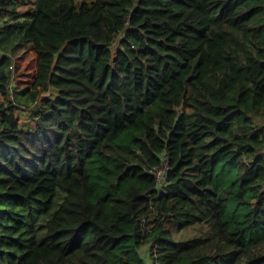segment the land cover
Returning <instances> with one entry per match:
<instances>
[{
    "label": "trees",
    "instance_id": "trees-1",
    "mask_svg": "<svg viewBox=\"0 0 264 264\" xmlns=\"http://www.w3.org/2000/svg\"><path fill=\"white\" fill-rule=\"evenodd\" d=\"M0 97V264H264V0H0Z\"/></svg>",
    "mask_w": 264,
    "mask_h": 264
},
{
    "label": "built area",
    "instance_id": "built-area-1",
    "mask_svg": "<svg viewBox=\"0 0 264 264\" xmlns=\"http://www.w3.org/2000/svg\"><path fill=\"white\" fill-rule=\"evenodd\" d=\"M10 70H11V83L9 85L10 88V99L14 100L15 99V85H14V79H15V68H14V61L13 64L10 66ZM169 169V164H168V159L167 157H164L163 160V164L159 167H155V169H153V172L156 176V179L159 183H161L166 175L167 170Z\"/></svg>",
    "mask_w": 264,
    "mask_h": 264
},
{
    "label": "rangeland",
    "instance_id": "rangeland-1",
    "mask_svg": "<svg viewBox=\"0 0 264 264\" xmlns=\"http://www.w3.org/2000/svg\"><path fill=\"white\" fill-rule=\"evenodd\" d=\"M77 1H88V2H91L92 0H77ZM19 52H21V51H19ZM19 52H18V53H19ZM18 53H16V54H18ZM0 98H1V97H0ZM17 114H18V116L21 115L20 112H17ZM20 118H21V117H20ZM20 120H21V119H20ZM21 121H24V122H25L24 119L21 120ZM30 125L33 126V125H34V122L31 121V122H30ZM195 234H196V232H195L194 229H189V230L184 231V232L181 233L180 235L177 234V237L180 238V239H189V238L193 237Z\"/></svg>",
    "mask_w": 264,
    "mask_h": 264
}]
</instances>
